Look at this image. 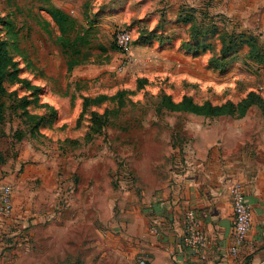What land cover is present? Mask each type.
<instances>
[{
    "label": "rangeland",
    "instance_id": "obj_1",
    "mask_svg": "<svg viewBox=\"0 0 264 264\" xmlns=\"http://www.w3.org/2000/svg\"><path fill=\"white\" fill-rule=\"evenodd\" d=\"M49 1L75 16L80 26L88 31V43L82 45L84 62L68 71V56L56 41L58 29L41 10L49 3L0 0V18L9 17L13 22L10 27L0 26L3 36L9 38L15 34L9 39V49L18 61L20 76L41 87L34 92L21 83L6 82L8 90H16L17 96L7 99L6 119L0 125V153L5 158L1 162L4 169L0 171V180L9 173L8 163L12 162L13 166L17 161L18 172L28 171L34 190L39 191L43 186V172L55 176L57 187L45 206L64 209L60 215L68 225L63 237L64 257L83 255L89 237L95 241L92 256L96 261L106 255L114 259L121 254L118 253L120 233L113 227L119 226L136 197H145L151 185L153 161L167 157L170 145L181 140L183 133H187L185 130H217V126L231 130L236 120L231 116L212 118L169 111L160 106L161 95L170 94L179 101L188 94L199 103L210 100L221 104L226 100L236 102L254 88L264 97V65L248 60L247 48H244L233 57L240 63H235L234 59L224 71L204 74L203 60L211 55L216 59L222 51V42L215 35L207 40L213 50L199 59L201 69L194 72L201 81H175L169 73L149 77L140 70L142 62L134 64L133 54L121 67L123 57L114 41L115 32L119 27L130 29L134 45L152 44L161 49L162 43L158 40L141 43L139 35L143 29L152 30L158 20L161 31L165 28L166 18L177 13V7H168L170 0ZM189 10V6L183 8V16H188ZM194 16L191 23L166 27L168 33H163L164 42L171 41L167 37L173 39L175 36L182 37L185 44L193 42L191 31L200 30L205 21L201 13ZM43 20L50 23L47 25L44 21L42 24ZM226 28L224 22V25L218 24L217 30L226 32ZM160 33L157 31L158 35ZM229 40L222 41L227 44ZM257 41L264 48V41ZM142 77L148 78L149 83L138 89V78ZM119 91L126 92L115 99L90 104L82 114L84 96H113ZM23 96L31 100L25 110L18 107L17 97ZM105 109L110 112L104 119L105 125L97 128L91 111L103 113ZM245 119L250 130H264V113L257 107ZM32 130H35L33 136L30 135ZM41 197L31 203L36 212L38 207H43V193ZM76 207L78 215L73 216ZM26 217L34 225L25 231L29 245L21 250L20 262L43 264V223L49 220L43 217V209ZM72 218L77 226L70 227ZM14 229L8 226L4 235L12 234ZM107 240L116 243L111 253L112 247ZM108 263L113 264V261Z\"/></svg>",
    "mask_w": 264,
    "mask_h": 264
},
{
    "label": "crops",
    "instance_id": "obj_2",
    "mask_svg": "<svg viewBox=\"0 0 264 264\" xmlns=\"http://www.w3.org/2000/svg\"><path fill=\"white\" fill-rule=\"evenodd\" d=\"M170 1L168 7H177V13L166 18L167 25L160 30L162 33H168L166 27L179 24L181 9L189 6L196 9L195 13L215 18L214 23L224 25L226 22L227 31L249 33L264 41V0ZM167 38L171 41L160 44L161 49L152 44L133 43L134 64L142 62L140 70L149 77L169 73L175 81H201L194 72L201 69L199 59L207 52L196 55L188 43L182 42V37ZM209 58L203 60L204 74L225 70L211 67ZM236 62L240 63L238 58ZM254 108L244 117L236 118L231 130L225 126H217V130H185L183 138L170 145L167 157L153 161L151 185L145 197H136L119 226L113 227L120 233L118 253L121 254L114 259L106 255L96 261L92 256L95 241L89 237L83 255L64 257L63 237L68 226L60 217L64 209L45 206L57 187L56 177L43 172V186L37 191L32 189L28 171L18 172V161L13 166L9 162L6 180L0 181L14 185V208L10 215L0 214V264L22 263L21 250L29 245L25 231L34 225L26 216L38 214L42 209L43 217L49 220L43 223V264H111L108 263L111 261L113 264H139L141 258L151 264H264V130H250L245 119ZM234 181L245 186L252 214V226L238 256L229 251L234 223L229 186ZM41 193L43 207H38L36 212L31 203L33 199H42ZM188 209L195 210L207 236V246L202 251L184 243ZM72 215H78V207ZM70 224L73 227L78 223L72 218ZM8 226L15 227V232L4 235ZM107 243L112 247L111 253L116 243L109 240Z\"/></svg>",
    "mask_w": 264,
    "mask_h": 264
},
{
    "label": "trees",
    "instance_id": "obj_3",
    "mask_svg": "<svg viewBox=\"0 0 264 264\" xmlns=\"http://www.w3.org/2000/svg\"><path fill=\"white\" fill-rule=\"evenodd\" d=\"M43 1V0H40ZM49 3L47 6H42L41 10L45 11L54 22L58 29V35L56 37L57 43L61 46L62 51L68 56L67 65L68 71H71L77 64L84 62V54L82 51V45L87 44L88 42V31H85L84 28L80 26L79 20L71 15L68 11L63 8L50 3L49 0H44ZM188 16H183V8L179 15L180 23H191L195 18L196 9L189 7ZM99 14L101 12L98 10ZM191 15V16H190ZM205 18V21L201 23V28L198 31H191V38L194 39L193 42L189 41L188 45L193 53L196 55L212 51L213 47L210 43L207 42L208 39H211L213 36L221 40L222 51L216 56V59L213 58V55L209 58V65L213 68H222L224 69L229 62L233 61L236 58L237 53L247 48V59L258 64L264 65V48L260 47L256 36L245 33V32H235L234 30L222 32L218 29V24L214 23L213 17L202 16ZM48 25L49 20H43L41 23ZM216 21V20H215ZM12 20L9 17L0 18V24H5L7 27L12 26ZM2 27L0 26V125L4 123L6 119V110H7V99L12 96H17V91H9L6 85V82L10 83H21L27 89L38 92L41 90V87L33 85L30 80L20 76V67L18 61L12 55L9 49V39L12 38L15 34H11L9 38L3 36ZM160 24H157L152 30L143 29L140 31L139 40L141 43H151L154 40H158L163 43L165 40L164 34L160 31ZM157 31L161 32L159 35ZM226 35H225V34ZM158 35V36H157ZM229 38V42L226 44L223 39ZM259 40V39H258ZM133 43H135L133 41ZM226 44V45H225ZM231 55V57H230ZM85 57V56H84ZM149 83L148 78L142 77L138 78V89H142L146 84ZM126 91H119L113 96L107 94H98L94 97L84 96L83 102V111L82 114L86 111V108L90 104H99L107 100L115 99L119 95H122ZM19 106L21 109L25 110L28 105L31 103V100L27 96L18 98ZM160 106L165 107L169 111L176 112H188L197 115H202L206 117L217 118L221 116H231L233 118H242L244 117L249 110L253 107H257L264 113V97L260 92L256 90H250L247 95L241 100L235 102L232 100H227L221 104H214L210 100H206L202 103L195 101L192 95L184 94L179 101H175L170 94H162ZM109 110L105 109L103 113H99L95 110L91 111L92 121L97 123V128L103 127L105 125V117L109 115ZM52 114V113H51ZM81 114V115H82ZM45 116H43L44 121ZM39 122L34 124L33 128H38ZM35 130L31 131V136L34 135ZM22 137V136H20ZM5 158L0 153V166L1 162H4Z\"/></svg>",
    "mask_w": 264,
    "mask_h": 264
},
{
    "label": "built area",
    "instance_id": "obj_4",
    "mask_svg": "<svg viewBox=\"0 0 264 264\" xmlns=\"http://www.w3.org/2000/svg\"><path fill=\"white\" fill-rule=\"evenodd\" d=\"M114 41L122 54L121 67L128 63L132 54L134 35L130 29L119 27L115 32ZM233 201L234 223L230 242V254L238 256L245 245L252 226L251 208L247 201L245 186L240 181H234L229 186ZM14 208L12 185L0 181V214L10 215ZM184 243L196 250H204L207 246V236L197 219L194 209H188L185 215ZM139 264H151L141 258Z\"/></svg>",
    "mask_w": 264,
    "mask_h": 264
}]
</instances>
